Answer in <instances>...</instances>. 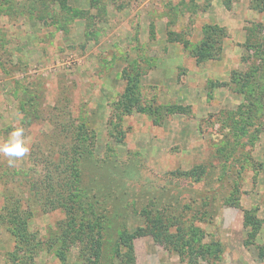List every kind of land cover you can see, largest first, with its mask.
Returning <instances> with one entry per match:
<instances>
[{
  "label": "rangeland",
  "instance_id": "1",
  "mask_svg": "<svg viewBox=\"0 0 264 264\" xmlns=\"http://www.w3.org/2000/svg\"><path fill=\"white\" fill-rule=\"evenodd\" d=\"M16 127L0 219L31 211V241L0 221V264H264V0H0V144ZM66 156L69 238L31 187Z\"/></svg>",
  "mask_w": 264,
  "mask_h": 264
},
{
  "label": "trees",
  "instance_id": "2",
  "mask_svg": "<svg viewBox=\"0 0 264 264\" xmlns=\"http://www.w3.org/2000/svg\"><path fill=\"white\" fill-rule=\"evenodd\" d=\"M216 31V33L222 32V30H217V28L214 29V32ZM125 109V108H123ZM81 159V157H80ZM79 158L78 157H74L71 158L69 156H66L64 158H60L58 159V167L60 168V166L63 169V173L65 174V182L64 183H58V185L56 186V184H53V182L48 185L45 186L44 185V191L42 190L43 187L37 183H33L32 184V190L37 191V195L40 197H45V196H49L52 197L54 195H56V201H52V202H47L48 200L45 199L44 204H41V206L45 207V208H62L66 215H67V221H65L66 224V228L62 230V234L64 233L66 237H70L71 233L73 232V230L76 231L75 227L77 225H74L78 219L76 211H78V206L77 203H75L76 201V197L74 196V194H71L70 190H72V188H75L79 181L83 180V171L80 168V160L78 162ZM198 169V168H197ZM203 169V168H202ZM202 171L197 172L195 171L194 173H202ZM204 173V172H203ZM73 179V180H70ZM40 189L42 191H40ZM69 191V198H65V191ZM44 199V198H43ZM46 203V204H45ZM15 207V206H14ZM8 212V214H6V216L4 218H1L0 221L2 223H4L8 230L11 232V234L13 235V237L16 240L17 245H21L23 247L28 246L30 244L31 241V233L29 231V219L31 217V211H26V210H22V209H18V208H14ZM20 207V206H18ZM84 219H87L86 215H83ZM104 220V219H103ZM88 228H94L98 227L99 232L103 231L106 229L105 226H97V224H94L93 221L88 220ZM97 222V221H95ZM105 222V221H104ZM81 223V222H80ZM87 227H85L82 223L79 225V228L77 231H86L89 230ZM90 228V229H91ZM126 235V234H125ZM100 234L99 237L97 239L91 237L90 238V244L91 247H94V251L97 255L100 254V244H101V239H100ZM165 237L167 241L172 242L175 238L174 235H172L170 233L169 230L166 231L165 233ZM121 241H125L123 236L119 237L116 242H121ZM129 256L131 257L130 263L129 264H135L136 262V258H135V254H134V246L132 244V246H130V252H129ZM132 255V256H131Z\"/></svg>",
  "mask_w": 264,
  "mask_h": 264
},
{
  "label": "clouds",
  "instance_id": "3",
  "mask_svg": "<svg viewBox=\"0 0 264 264\" xmlns=\"http://www.w3.org/2000/svg\"><path fill=\"white\" fill-rule=\"evenodd\" d=\"M30 153V145L26 143L25 130L23 127L14 128L8 135L7 140L0 144V156L7 158L10 167L26 157ZM150 264L154 262L150 258Z\"/></svg>",
  "mask_w": 264,
  "mask_h": 264
}]
</instances>
